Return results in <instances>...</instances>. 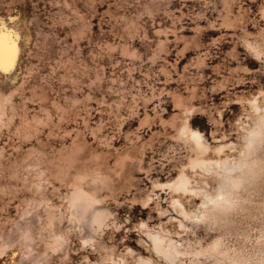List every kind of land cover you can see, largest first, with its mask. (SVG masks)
Returning <instances> with one entry per match:
<instances>
[{
    "label": "rangeland",
    "instance_id": "1",
    "mask_svg": "<svg viewBox=\"0 0 264 264\" xmlns=\"http://www.w3.org/2000/svg\"><path fill=\"white\" fill-rule=\"evenodd\" d=\"M0 20L20 30L23 53L13 83L0 87V236L18 240L29 224L48 234L54 209L80 261L136 249L141 221L181 233L144 201L196 156L179 135L187 118L238 154L249 100H264V56L252 49L264 51V0H0ZM80 169L111 180L99 195L123 230L107 249L84 248L68 223L65 198ZM155 190L171 210L169 191ZM185 202L194 210L199 200ZM37 247H46L39 237Z\"/></svg>",
    "mask_w": 264,
    "mask_h": 264
},
{
    "label": "bare ground",
    "instance_id": "2",
    "mask_svg": "<svg viewBox=\"0 0 264 264\" xmlns=\"http://www.w3.org/2000/svg\"><path fill=\"white\" fill-rule=\"evenodd\" d=\"M252 49L257 54L260 52L255 47ZM7 99L6 93L0 90V112L4 110ZM249 105L253 111L252 120L245 128L236 156L226 154L227 149L231 152L235 149L236 146H233L232 142L212 145L202 131L192 126L188 118L183 120L179 130L180 138L192 145L196 156L190 158L188 164L180 169L172 180L156 183L152 194L144 201V206L149 208L155 205L161 218L167 215L169 222H177L181 233L173 234L163 222L158 226H151L148 222L141 221L137 228L142 235L136 249L127 247V253L124 252L119 256L107 253L97 260L84 256L80 261H76L68 250L70 238L57 230L54 224L56 216L52 209L48 217L52 224L48 234L41 232L39 236L34 235L33 226L29 224L18 240L13 237L4 239L0 236V261L4 264L6 262L53 264L54 256L64 253L65 257L59 261L60 264H142L143 261H151V264H171L169 251L176 249L180 254L175 258V264H197L200 260H205V264H211L201 254V250L207 248L223 232L228 247L225 249V255L217 256L216 259L223 264H232L234 260L239 264H264V239H261L264 232V194H262L264 192V163H262L264 161V100L254 98L249 100ZM185 129H187L186 136L182 135ZM193 131L200 137L199 145L192 140ZM211 153L216 157H211ZM89 171L80 169L73 176L71 191L65 198L66 211L68 223L70 227L77 228L83 247L98 251L107 249L109 243L115 245L123 225L118 222L116 214L105 206L104 200L99 195V191L111 183V180L99 172L96 173L97 171ZM66 173L67 170H64L63 174ZM197 175L200 177L199 180L196 178ZM234 186L236 189L234 198L238 201V207L228 214L227 227L215 224L217 213L211 206L208 209L202 208L206 203L204 197L215 198L221 190L228 192ZM185 187L187 190H183ZM155 189L169 191L171 210L162 205L163 199L154 193ZM154 196L158 198L154 199ZM187 197L199 200L194 210L186 206ZM172 212L179 218L174 217ZM97 214L104 215L103 226L94 223ZM198 230H204L209 239L199 237ZM189 232L194 234V241L188 237ZM47 235L49 240H46ZM37 237L45 241V249L40 250L37 247ZM121 239H126L125 242L130 239V229L123 233ZM15 248L19 255L15 253ZM140 250L146 251L149 255H144Z\"/></svg>",
    "mask_w": 264,
    "mask_h": 264
},
{
    "label": "snow or ice",
    "instance_id": "3",
    "mask_svg": "<svg viewBox=\"0 0 264 264\" xmlns=\"http://www.w3.org/2000/svg\"><path fill=\"white\" fill-rule=\"evenodd\" d=\"M21 39L22 37L18 28L6 25L3 20H0V76H3V79H0V87H2L5 91H7L8 87L13 83L11 74L14 72L19 58L23 54L20 47ZM258 54L264 56V51H260ZM182 135H187V129L182 132ZM191 136L192 140L199 145V135L193 131ZM262 163H264V161H262ZM183 190H187L186 187ZM235 192L236 189L234 186L228 192L221 190L215 198L208 196L204 197L206 203L202 205V208L208 209L209 206H211L212 210L217 213L215 216V224H222L226 227L229 225V220L227 219L228 214L238 207V201L234 198ZM194 215L196 214L194 213ZM94 223L99 226H103L104 215L97 214ZM213 231H215V228H213ZM261 239H264V232H262ZM157 243H159L158 240ZM227 247V238L223 232H221L215 241L211 242L207 248L201 250V254L207 261L211 262V264H223V262L216 259V257L225 255V249ZM179 254L180 251L176 249L169 251L171 264H175V258ZM0 264H4V262L0 261ZM142 264H151V261H143ZM197 264H205V260H200ZM232 264H239V262L234 260L232 261Z\"/></svg>",
    "mask_w": 264,
    "mask_h": 264
}]
</instances>
